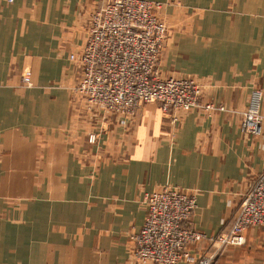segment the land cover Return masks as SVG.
Here are the masks:
<instances>
[{
	"label": "crops",
	"instance_id": "obj_1",
	"mask_svg": "<svg viewBox=\"0 0 264 264\" xmlns=\"http://www.w3.org/2000/svg\"><path fill=\"white\" fill-rule=\"evenodd\" d=\"M151 1L170 27L162 74L196 78L224 110L152 103L104 119L75 95L71 59L104 0H0V264H138L145 196L168 185L197 195L200 256L264 171V121L261 134L243 124L255 92L264 115V0ZM261 230L219 261L264 264Z\"/></svg>",
	"mask_w": 264,
	"mask_h": 264
},
{
	"label": "built area",
	"instance_id": "obj_2",
	"mask_svg": "<svg viewBox=\"0 0 264 264\" xmlns=\"http://www.w3.org/2000/svg\"><path fill=\"white\" fill-rule=\"evenodd\" d=\"M164 8L162 2L151 0H104L90 12L85 44L71 55L80 64L74 92L104 119L133 114L152 103L165 112L225 109L203 103V86L196 78L162 74L159 61L170 29L162 17ZM23 84L32 85L30 69L23 73ZM263 121L261 94L255 92L244 112V129L261 134ZM98 137L95 131L87 133L89 143L95 144ZM145 204L144 225L131 235L138 264H211L225 248L244 246L248 229L264 230V171L243 195L233 222L210 239L214 249L204 255L192 251L207 238L190 223L197 208L195 192L168 185L147 194Z\"/></svg>",
	"mask_w": 264,
	"mask_h": 264
},
{
	"label": "rangeland",
	"instance_id": "obj_3",
	"mask_svg": "<svg viewBox=\"0 0 264 264\" xmlns=\"http://www.w3.org/2000/svg\"><path fill=\"white\" fill-rule=\"evenodd\" d=\"M103 4V3H102ZM100 6V5H99ZM99 6H97V7H99ZM166 22H167V20L165 19V18H163ZM168 23V22H167ZM169 25V24H168ZM170 28V27H169ZM170 30V29H169ZM163 54V53H162ZM162 56V55H161ZM160 60H161V58H160ZM159 66H160V61H159ZM75 95H77L76 93H75ZM78 96V95H77ZM80 97V96H79ZM83 99V101H85L84 100V98H82ZM158 104V103H157ZM159 106L161 107V105L159 104ZM140 108H142V106L140 107ZM140 108L139 109H137V110H135V112L134 113H137L139 110H140ZM161 109H163V107H161ZM127 115V114H126ZM112 118V117H111ZM235 218V217H234ZM234 220V219H233ZM233 222V221H232ZM248 231H249V229H248ZM247 231V232H248ZM261 232L262 233H264V230H263V228H262V230H261ZM201 243L202 242H200V243H198V244H196V245H194L193 247H195V246H200L201 245ZM242 247V246H241ZM235 248H237V247H229V248H225L222 252H220L219 253V255H218V257L216 256L214 259H212V263L211 264H247V263H245L244 261H241V262H221V261H219L220 260V258H221V256L222 255H224V256H226V254L227 253H229L231 250H233V249H235ZM213 250L214 248H210V247H208L207 249H206V251H209V250ZM206 252H204L202 255H204ZM195 254H197V253H195Z\"/></svg>",
	"mask_w": 264,
	"mask_h": 264
}]
</instances>
